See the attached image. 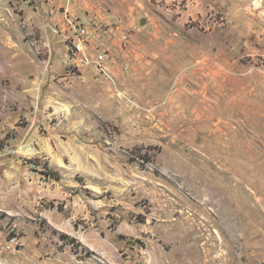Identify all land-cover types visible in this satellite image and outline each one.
I'll return each mask as SVG.
<instances>
[{
  "label": "rangeland",
  "instance_id": "374dc122",
  "mask_svg": "<svg viewBox=\"0 0 264 264\" xmlns=\"http://www.w3.org/2000/svg\"><path fill=\"white\" fill-rule=\"evenodd\" d=\"M0 264H264V0H0Z\"/></svg>",
  "mask_w": 264,
  "mask_h": 264
}]
</instances>
